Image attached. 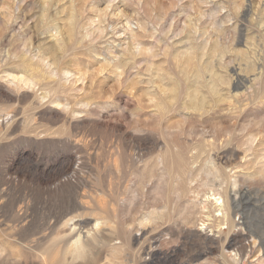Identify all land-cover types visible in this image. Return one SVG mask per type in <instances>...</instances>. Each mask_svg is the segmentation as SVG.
Listing matches in <instances>:
<instances>
[{
  "label": "rangeland",
  "instance_id": "rangeland-1",
  "mask_svg": "<svg viewBox=\"0 0 264 264\" xmlns=\"http://www.w3.org/2000/svg\"><path fill=\"white\" fill-rule=\"evenodd\" d=\"M0 264H264V0H0Z\"/></svg>",
  "mask_w": 264,
  "mask_h": 264
},
{
  "label": "bare ground",
  "instance_id": "bare-ground-1",
  "mask_svg": "<svg viewBox=\"0 0 264 264\" xmlns=\"http://www.w3.org/2000/svg\"><path fill=\"white\" fill-rule=\"evenodd\" d=\"M215 200H216L217 207H221V204L222 203L224 204V202L223 201H220L219 198L218 199H215Z\"/></svg>",
  "mask_w": 264,
  "mask_h": 264
}]
</instances>
